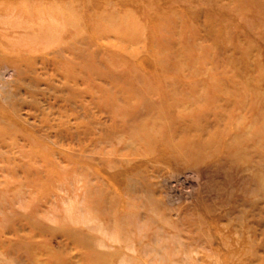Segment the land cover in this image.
Here are the masks:
<instances>
[{
  "label": "rangeland",
  "instance_id": "374dc122",
  "mask_svg": "<svg viewBox=\"0 0 264 264\" xmlns=\"http://www.w3.org/2000/svg\"><path fill=\"white\" fill-rule=\"evenodd\" d=\"M260 172L264 0H0V264H264Z\"/></svg>",
  "mask_w": 264,
  "mask_h": 264
},
{
  "label": "bare ground",
  "instance_id": "6f19581e",
  "mask_svg": "<svg viewBox=\"0 0 264 264\" xmlns=\"http://www.w3.org/2000/svg\"><path fill=\"white\" fill-rule=\"evenodd\" d=\"M261 160H262V159H260V161H261ZM263 178H264V176H263L262 172H260V173L257 174V179L259 180V183L262 182Z\"/></svg>",
  "mask_w": 264,
  "mask_h": 264
}]
</instances>
